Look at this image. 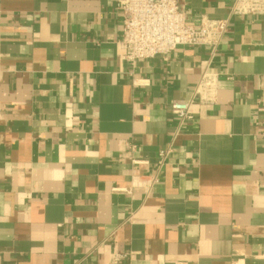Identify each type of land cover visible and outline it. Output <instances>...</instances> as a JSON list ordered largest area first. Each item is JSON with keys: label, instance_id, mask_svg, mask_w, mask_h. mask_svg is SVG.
<instances>
[{"label": "crops", "instance_id": "0c3cea01", "mask_svg": "<svg viewBox=\"0 0 264 264\" xmlns=\"http://www.w3.org/2000/svg\"><path fill=\"white\" fill-rule=\"evenodd\" d=\"M177 1L194 25L232 3ZM122 37L116 0H0V264H264V15L214 57L132 66ZM206 70L217 103L176 135ZM168 148L146 197L132 181Z\"/></svg>", "mask_w": 264, "mask_h": 264}, {"label": "built area", "instance_id": "2783aa9c", "mask_svg": "<svg viewBox=\"0 0 264 264\" xmlns=\"http://www.w3.org/2000/svg\"><path fill=\"white\" fill-rule=\"evenodd\" d=\"M116 8L122 16L121 44L124 58L134 66L139 60L159 56L166 59L178 47L206 46L211 51V57H214L225 37L231 18L238 15H264V0H232L226 17L210 18L204 15L198 25L187 22L186 14L177 0H116ZM218 94V74L204 71L193 96L188 100H177L171 104V112L178 121L176 135L185 123L193 120L192 107L195 103L214 105L217 103ZM261 111L264 139V99ZM170 152L171 148L159 152L160 161L154 174L134 177L133 187H140L146 197L160 183L163 167Z\"/></svg>", "mask_w": 264, "mask_h": 264}]
</instances>
